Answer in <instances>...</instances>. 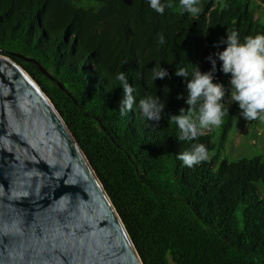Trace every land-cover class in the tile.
<instances>
[{
    "label": "trees",
    "instance_id": "16d2710c",
    "mask_svg": "<svg viewBox=\"0 0 264 264\" xmlns=\"http://www.w3.org/2000/svg\"><path fill=\"white\" fill-rule=\"evenodd\" d=\"M255 1L201 0L192 16L179 0L163 15L147 0H0V51L56 106L144 264H264V157L221 158L238 105L226 94L218 144L216 129L178 142L170 119L188 107V78L176 69L209 71L207 57L226 47L217 45L227 32L241 40L264 33ZM26 59L41 63L68 91ZM153 66L169 76L153 81ZM219 68L218 61L216 82L229 86ZM121 71L137 101L158 95L166 105L159 122L146 121L138 107L120 112L123 92L115 77ZM192 143L205 144L210 159L188 168L177 153Z\"/></svg>",
    "mask_w": 264,
    "mask_h": 264
},
{
    "label": "water",
    "instance_id": "95a60500",
    "mask_svg": "<svg viewBox=\"0 0 264 264\" xmlns=\"http://www.w3.org/2000/svg\"><path fill=\"white\" fill-rule=\"evenodd\" d=\"M0 51V264H144L79 141ZM41 70L65 91L35 59Z\"/></svg>",
    "mask_w": 264,
    "mask_h": 264
},
{
    "label": "clouds",
    "instance_id": "9594fccd",
    "mask_svg": "<svg viewBox=\"0 0 264 264\" xmlns=\"http://www.w3.org/2000/svg\"><path fill=\"white\" fill-rule=\"evenodd\" d=\"M147 3L161 15L165 13L166 7H173L171 0L167 3L162 0H147ZM200 3L201 0H179L180 8L192 16L200 13ZM158 42L161 45L165 43L163 34L159 35ZM225 44L222 51L207 57L212 65L209 71H202L199 65L191 72L185 68L176 69V76L188 78L185 98L188 107L181 108L178 114L170 116L178 129V142L197 141L206 131L218 128L227 112L224 103L226 94L238 105L240 116L246 121H264V33L249 35L241 40L237 32H227L226 38H222L217 46ZM218 61L219 70L230 76L229 86L215 80ZM168 76L169 72L165 67H152L153 81ZM115 79L119 81V88L123 92L120 106L122 114L138 107L141 117L146 121L159 122L163 118L166 105L161 103L158 95H146L137 101L136 88L130 83L126 73H117ZM180 98H184L183 95ZM177 159L184 166L192 168L208 161L210 152L205 144L192 143L190 150L177 153Z\"/></svg>",
    "mask_w": 264,
    "mask_h": 264
},
{
    "label": "rangeland",
    "instance_id": "374dc122",
    "mask_svg": "<svg viewBox=\"0 0 264 264\" xmlns=\"http://www.w3.org/2000/svg\"><path fill=\"white\" fill-rule=\"evenodd\" d=\"M215 129L216 136L214 142L218 144L221 135L220 126L206 131V134L213 133ZM216 154L217 152L213 153L212 157L216 156ZM255 155L264 157V122L255 123V121H246L238 114L233 131L229 133L225 151L221 154V158L235 160Z\"/></svg>",
    "mask_w": 264,
    "mask_h": 264
},
{
    "label": "crops",
    "instance_id": "0c3cea01",
    "mask_svg": "<svg viewBox=\"0 0 264 264\" xmlns=\"http://www.w3.org/2000/svg\"><path fill=\"white\" fill-rule=\"evenodd\" d=\"M253 9L256 11V20H264V4L256 0Z\"/></svg>",
    "mask_w": 264,
    "mask_h": 264
}]
</instances>
